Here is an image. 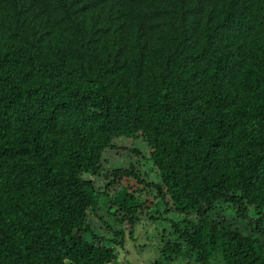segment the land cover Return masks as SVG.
I'll return each instance as SVG.
<instances>
[{"label":"trees","instance_id":"16d2710c","mask_svg":"<svg viewBox=\"0 0 264 264\" xmlns=\"http://www.w3.org/2000/svg\"><path fill=\"white\" fill-rule=\"evenodd\" d=\"M165 198L154 264H264V0H0V264H120Z\"/></svg>","mask_w":264,"mask_h":264},{"label":"rangeland","instance_id":"374dc122","mask_svg":"<svg viewBox=\"0 0 264 264\" xmlns=\"http://www.w3.org/2000/svg\"><path fill=\"white\" fill-rule=\"evenodd\" d=\"M135 145L140 149L142 155L147 154V148L145 144L139 140H135ZM118 143L121 146H124L125 150H119L113 149L108 150L102 155L103 159H106L108 162L109 160L113 161V163H117L118 165H126V161L130 158V153L126 150L129 149L130 144L126 140H118ZM128 154H127V153ZM104 162L103 165H105L106 169L103 167L102 173L107 174L106 172L109 171L110 167L112 166L110 164V161L107 163ZM139 171L142 174H146V178L151 181H158V176L155 173V170L153 169L150 161L143 160L138 166ZM94 185L98 188H102L104 184L107 182V180L103 179V177H94L93 179ZM117 187V184L114 183L110 185V188L107 189V193L111 194L112 189ZM100 188V189H101ZM105 197L104 196H97L95 201V211L97 214L102 215L105 220H107L109 223H112L111 216L107 215V212L109 209H105ZM166 202V204L164 203ZM156 208L157 212H152V218L149 219L148 215H146L143 220H146L148 224L143 221L136 224L134 227V234L132 236V240L129 238H126V240L123 243V246L121 248H118V254H117V261L120 264H154V259L157 257V254L155 252L156 248L154 247L153 239L159 232L163 231V234H168V237L173 239L172 235L169 236V233H171L170 228V222L169 220L178 221L180 225H183V217H188L191 220H194V215L190 214V216H184L183 214H176L171 209L170 206L167 205V200L165 199H157L156 200ZM220 207L217 206L215 210H213V213H210V215L214 216L215 218L225 217V219L230 220L234 219L233 225L237 229L240 230L243 234H251L253 233L252 227L247 224L246 222H241L238 218H236L233 213L226 212L225 206L220 203ZM216 206V205H215ZM92 222L94 225H97L101 229V225L97 218L92 215ZM104 228L102 227V230ZM176 260H173L174 262H178L180 264H187L185 257L175 258ZM192 264V263H190ZM211 264H223L221 260H213Z\"/></svg>","mask_w":264,"mask_h":264}]
</instances>
